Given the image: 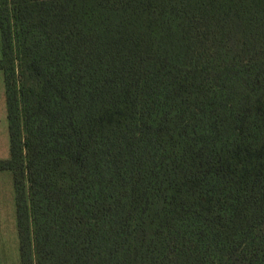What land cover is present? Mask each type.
I'll use <instances>...</instances> for the list:
<instances>
[{
    "label": "trees",
    "instance_id": "trees-1",
    "mask_svg": "<svg viewBox=\"0 0 264 264\" xmlns=\"http://www.w3.org/2000/svg\"><path fill=\"white\" fill-rule=\"evenodd\" d=\"M21 264H264V0H0Z\"/></svg>",
    "mask_w": 264,
    "mask_h": 264
},
{
    "label": "rangeland",
    "instance_id": "rangeland-1",
    "mask_svg": "<svg viewBox=\"0 0 264 264\" xmlns=\"http://www.w3.org/2000/svg\"><path fill=\"white\" fill-rule=\"evenodd\" d=\"M8 148L4 92L0 84V158L9 154ZM0 264H21L15 190L11 171H0Z\"/></svg>",
    "mask_w": 264,
    "mask_h": 264
},
{
    "label": "crops",
    "instance_id": "crops-1",
    "mask_svg": "<svg viewBox=\"0 0 264 264\" xmlns=\"http://www.w3.org/2000/svg\"><path fill=\"white\" fill-rule=\"evenodd\" d=\"M0 58H1V44H0ZM0 81H1L0 84L3 87V92H4V104H5V112H6L4 81H3V75L1 72H0ZM6 121H7V117H6ZM7 132H8V123H7ZM8 141H9V134H8ZM9 156H10V153L7 156H5L4 158H0V160H6L9 158Z\"/></svg>",
    "mask_w": 264,
    "mask_h": 264
}]
</instances>
